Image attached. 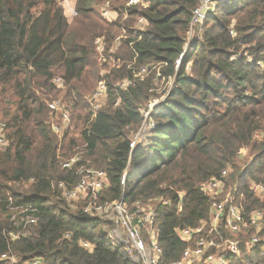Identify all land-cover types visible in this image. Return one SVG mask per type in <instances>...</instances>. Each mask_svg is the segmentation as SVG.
<instances>
[{
  "label": "trees",
  "instance_id": "trees-1",
  "mask_svg": "<svg viewBox=\"0 0 264 264\" xmlns=\"http://www.w3.org/2000/svg\"><path fill=\"white\" fill-rule=\"evenodd\" d=\"M126 1L75 0L77 14L69 19L58 0H0V120L7 139L0 146V257L6 256L0 264L36 258L140 264L107 239L103 222L62 195L58 184L72 189L80 166L105 172L102 202L123 189L130 210L152 200L161 264L187 247L177 227L208 223L210 201L199 189L222 171L229 170L226 185L235 182L239 205L264 210V197L250 190L251 183L264 186V0H209L201 32L187 45L202 0H146V7L128 8ZM106 3L111 21L100 9ZM141 17L144 31L133 27ZM142 67L146 74L134 77ZM124 78L132 80L125 91ZM161 79L173 88L149 111L144 142L131 148L130 131L143 120L139 109ZM102 80L107 103L92 118L86 97ZM52 100L67 104V122L48 109ZM241 149L250 151L247 165H238ZM75 153L79 160L64 168ZM229 260L251 264L244 249Z\"/></svg>",
  "mask_w": 264,
  "mask_h": 264
},
{
  "label": "built area",
  "instance_id": "built-area-1",
  "mask_svg": "<svg viewBox=\"0 0 264 264\" xmlns=\"http://www.w3.org/2000/svg\"><path fill=\"white\" fill-rule=\"evenodd\" d=\"M58 1L69 18L77 14L75 3L72 0ZM135 5L146 7L147 1L127 0L125 7L128 8ZM210 5L211 2L209 0H202V3L195 8L190 21V31L202 23L204 14ZM100 9L106 21H111L115 18V15L108 10L107 3ZM146 25V21L141 17L136 22V29L144 31ZM190 31L186 45L190 40ZM95 43L97 51L101 53V39H96ZM101 60L102 58L98 61ZM145 74L146 67H142L134 74V77H142ZM54 81L58 84L61 83L59 78ZM129 85H132L131 79L124 78L119 82V87L124 91L127 90ZM106 92V82L102 80L98 83L96 89L86 97L92 118L100 108L98 101L106 98ZM46 104L53 114L61 115L66 122L69 120L65 102L52 100L47 101ZM51 128L59 135L60 129L57 124L51 123ZM6 144L5 124L0 120V146H6ZM130 146L131 148L134 147L132 140ZM242 152L243 149L239 150L238 154L241 155ZM79 158V155L75 153L69 159L64 160L62 166L71 168ZM228 171H222L218 178H212L200 186L199 191L207 196L210 201L209 221L208 223H201L195 228L177 227L175 229L178 237L187 243V247L180 258L168 264H230L229 256L233 255L239 258L242 249L249 254L251 264H258L257 251H260V256L264 259V210L254 208L247 211L243 205L237 203L235 198L236 185L233 187L226 185L225 178ZM77 173L81 175V178L72 189H67L62 183L58 184L59 187L63 188L61 190L64 198L68 202L74 203L73 208L79 204L84 213L93 219H99L103 222L102 230L107 239L113 244L121 246L127 256L134 262L140 264H161L162 249L157 241L158 235L155 228L156 211L152 200L143 204L135 203L136 210H130L131 208L127 205L123 189V193L118 199L102 202L99 200V193L108 184L105 172L80 166L77 169ZM121 182H124L123 177ZM250 188L256 197H264L263 185L251 183ZM182 196V194H178L177 212L181 210ZM158 200L163 204L169 202L161 198ZM26 210L31 209L17 207L18 213H23ZM35 220L36 218H29L26 223H33ZM11 236L16 237L14 234H11ZM81 245L88 249L91 248V245L84 241H81ZM5 259L6 256L0 257V260ZM11 260L15 262L13 257ZM23 264H44V261L41 258H36Z\"/></svg>",
  "mask_w": 264,
  "mask_h": 264
},
{
  "label": "rangeland",
  "instance_id": "rangeland-1",
  "mask_svg": "<svg viewBox=\"0 0 264 264\" xmlns=\"http://www.w3.org/2000/svg\"><path fill=\"white\" fill-rule=\"evenodd\" d=\"M72 1L75 3V0H72ZM211 5L209 7H211ZM209 9H212V7ZM65 15H67V14H65ZM69 19H71V18H69ZM202 25H203V23L197 25L196 27H194L190 31V34H189L190 40H192V38H194V37H197V34H199L201 32ZM135 26L136 25L134 24L133 27H135ZM157 69H159V67H157L156 70ZM189 69H190V64L187 65V71H189ZM103 73H104V71H103ZM172 88H173V85L171 84V81H168L165 79H161L160 81L154 80V83H153L150 91L148 92L149 96H150V100L147 102V106L145 104L143 107H141L139 109L140 113L143 116V120L140 123L138 130L137 131H130V134H129L134 145L136 143L144 142L145 136L148 134L149 111L152 109V107L154 106L155 103L163 101ZM105 103H107L106 98L98 101V104H100V107ZM258 134H260V133H256L255 137L259 138L260 135H258ZM249 153H250L249 150L243 149V152L241 153V155H239L241 158H239L240 160H239L238 165H247L249 163V161L251 159V156L249 157V155H250ZM229 181H230V183L228 184V186L233 187L235 182L233 180H229Z\"/></svg>",
  "mask_w": 264,
  "mask_h": 264
},
{
  "label": "bare ground",
  "instance_id": "bare-ground-1",
  "mask_svg": "<svg viewBox=\"0 0 264 264\" xmlns=\"http://www.w3.org/2000/svg\"><path fill=\"white\" fill-rule=\"evenodd\" d=\"M81 153V152H80Z\"/></svg>",
  "mask_w": 264,
  "mask_h": 264
}]
</instances>
